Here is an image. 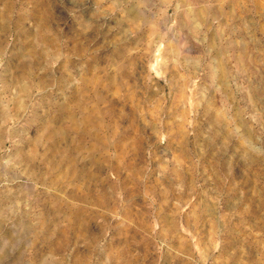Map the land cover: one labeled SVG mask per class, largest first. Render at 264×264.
Listing matches in <instances>:
<instances>
[{
  "label": "rangeland",
  "instance_id": "obj_1",
  "mask_svg": "<svg viewBox=\"0 0 264 264\" xmlns=\"http://www.w3.org/2000/svg\"><path fill=\"white\" fill-rule=\"evenodd\" d=\"M0 264H264V0H0Z\"/></svg>",
  "mask_w": 264,
  "mask_h": 264
}]
</instances>
